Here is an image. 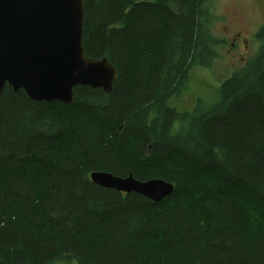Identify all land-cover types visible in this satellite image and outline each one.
<instances>
[{"label": "trees", "instance_id": "trees-1", "mask_svg": "<svg viewBox=\"0 0 264 264\" xmlns=\"http://www.w3.org/2000/svg\"><path fill=\"white\" fill-rule=\"evenodd\" d=\"M210 0H84L87 58L118 71L75 102L0 96V264H264V27L218 101L177 103L210 67ZM199 91L193 93L196 97ZM94 172L175 186L159 203Z\"/></svg>", "mask_w": 264, "mask_h": 264}, {"label": "water", "instance_id": "water-1", "mask_svg": "<svg viewBox=\"0 0 264 264\" xmlns=\"http://www.w3.org/2000/svg\"><path fill=\"white\" fill-rule=\"evenodd\" d=\"M84 23V0H0V96L7 85L36 102L73 104L80 86L111 93L118 71L106 58L86 57ZM91 181L155 203L175 191L163 179L133 175L94 172Z\"/></svg>", "mask_w": 264, "mask_h": 264}, {"label": "rangeland", "instance_id": "rangeland-1", "mask_svg": "<svg viewBox=\"0 0 264 264\" xmlns=\"http://www.w3.org/2000/svg\"><path fill=\"white\" fill-rule=\"evenodd\" d=\"M215 15L212 35L220 41L215 48L218 59L210 67L190 72L188 92L177 103L192 110L197 99L206 100L205 107L218 101V89L237 70L243 68L258 53L256 38L264 27V0H210ZM199 91L197 97L193 94Z\"/></svg>", "mask_w": 264, "mask_h": 264}, {"label": "bare ground", "instance_id": "bare-ground-1", "mask_svg": "<svg viewBox=\"0 0 264 264\" xmlns=\"http://www.w3.org/2000/svg\"><path fill=\"white\" fill-rule=\"evenodd\" d=\"M75 95V94H74ZM134 177V176H133ZM135 178V177H134ZM136 179V178H135ZM137 180V179H136ZM139 181V180H138ZM141 182H143V181H141ZM170 196V195H169ZM164 200V199H163ZM155 203V202H154Z\"/></svg>", "mask_w": 264, "mask_h": 264}]
</instances>
